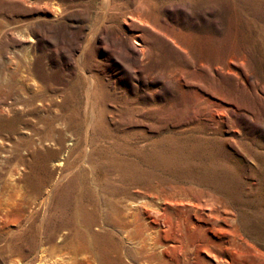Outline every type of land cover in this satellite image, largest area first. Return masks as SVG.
Returning <instances> with one entry per match:
<instances>
[{"label":"rangeland","instance_id":"obj_1","mask_svg":"<svg viewBox=\"0 0 264 264\" xmlns=\"http://www.w3.org/2000/svg\"><path fill=\"white\" fill-rule=\"evenodd\" d=\"M97 233L264 264V0H0V264Z\"/></svg>","mask_w":264,"mask_h":264},{"label":"bare ground","instance_id":"obj_2","mask_svg":"<svg viewBox=\"0 0 264 264\" xmlns=\"http://www.w3.org/2000/svg\"><path fill=\"white\" fill-rule=\"evenodd\" d=\"M69 173L64 172L62 175H58L56 178L52 179L50 183L45 187L44 191L38 197V202L46 208L48 200L56 188L57 184ZM134 206V205H131ZM143 212L145 213L146 210ZM129 216V215H128ZM145 217H149L148 212H146ZM148 219V218H147ZM154 220V218H153ZM42 223V218H41ZM40 223V224H41ZM122 233H127V230L122 231ZM71 247H75V241H70ZM78 244L80 243V249H90V253H78L74 252V255H70L65 260H61L58 264H124L123 255L118 250V245L115 240H112L110 235H104L103 233H97L92 235L90 240H77ZM73 249V248H71ZM77 249V248H76ZM44 248L40 250L38 256H41V259L37 260L36 264L40 263L41 260L45 263L46 255H44ZM127 260V259H126ZM129 260V259H128ZM56 261H58L56 259ZM9 264H28L27 260H16L11 261Z\"/></svg>","mask_w":264,"mask_h":264}]
</instances>
